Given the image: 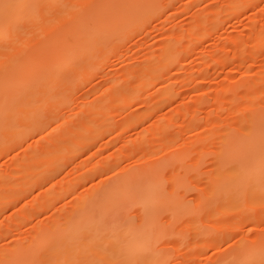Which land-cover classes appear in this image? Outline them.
I'll return each mask as SVG.
<instances>
[{"label":"rangeland","instance_id":"obj_1","mask_svg":"<svg viewBox=\"0 0 264 264\" xmlns=\"http://www.w3.org/2000/svg\"><path fill=\"white\" fill-rule=\"evenodd\" d=\"M102 1L71 0L69 6L66 0L65 12L41 20L24 43L0 52V81L14 71L30 74L26 68L33 74L17 97L12 90L0 94L6 105L0 108V264H11L4 256L36 239L37 257L18 262L54 259L43 233L72 225L84 199L122 169L177 152L183 159L169 160L162 189L175 191L183 206L159 210L176 231L157 241L169 251L164 264H232L231 256L248 247L256 250L244 262L264 264V171L256 177L262 186L257 196L237 200L234 209L213 205L237 185L224 179V191H213L217 171L235 166L221 164L220 156L224 139L244 135L247 94L257 90L264 105V82L255 84L264 80V0H134L135 20L115 36L97 30L102 41L53 77L51 65L72 54L29 48L77 10L85 13ZM171 49L176 53L169 61ZM16 58L19 63H7ZM28 59L34 66L24 67ZM247 79L256 87L234 86ZM34 117L31 128L11 137V129L23 130ZM109 122L98 140L93 137ZM178 173L183 177L176 182ZM245 208L249 214L240 213ZM130 211L139 217L137 207ZM102 259L77 257V264H110Z\"/></svg>","mask_w":264,"mask_h":264},{"label":"bare ground","instance_id":"obj_2","mask_svg":"<svg viewBox=\"0 0 264 264\" xmlns=\"http://www.w3.org/2000/svg\"><path fill=\"white\" fill-rule=\"evenodd\" d=\"M67 1L68 3L66 0H0V52H5L9 46L14 48L19 45L20 43L13 45L20 42L19 40H21V44L24 43L25 40L23 42L22 40L26 34L37 32L35 30L41 20L51 21L53 15L58 17L61 15L60 13L65 12L68 9L67 4L70 6L73 3L71 0ZM147 1H143L142 4L146 6ZM6 5L8 7H5ZM138 9L139 4L134 0H120V2L103 0L102 3L85 13H81V9H79L74 12L72 20L52 31V35H48V38L41 39L40 41L43 42H38L40 46H36L37 43H34L36 47L34 45L31 48L28 47L29 51L71 53L68 62L55 61L51 65L50 70L53 71V77H56L57 72L64 65L70 66L73 60L81 58L82 53L90 52L96 47V44L102 41L103 37L101 38L102 35L97 34V30L115 36L126 22L135 20L140 13H138ZM42 23L44 22L39 23V26ZM175 53L176 50H169L167 59L170 61ZM19 62L20 60L16 58L7 63L17 64ZM30 66L34 65L28 59L24 67ZM26 71L30 74L14 71L9 77L1 80L0 94L12 90L11 96L17 97L26 86L27 79L33 77L27 68ZM257 80L255 81L256 85L264 82V80ZM246 81L252 80L238 81L234 86L248 87L250 85L248 83L255 86L253 82L247 83ZM251 88L253 87L251 86ZM230 89L232 91V88L227 91L229 92ZM260 89L264 88L262 89L261 86ZM252 91L247 92L249 96L244 102L245 106L243 105L244 108H249L243 114L247 118L244 122V135L239 134L236 137L231 136L224 139L223 152L220 156L221 164L234 162L235 166L228 171L222 169L217 171L216 176L219 181L217 185L219 186H215L213 191H224L222 182L224 179L230 180L232 183L236 182L237 185L225 189L226 191L216 196L213 205H216L217 209L214 210L217 211L234 209L237 200L257 196L262 187L256 177L264 171V105L258 104L260 94L256 92L257 90ZM4 106L6 109V105L1 102L0 108ZM188 113L190 114V111ZM208 114L211 116L210 112ZM197 115L194 112L193 119ZM189 118L192 119L190 116ZM37 119L38 117L29 119V121L31 120L29 123L25 121L27 125L23 130L14 131L11 129V137L14 139L20 137L28 128H31ZM110 123L100 124L101 126L94 125L97 127L93 137L98 140L97 137L111 126ZM165 126L164 128H167ZM231 132L232 130L229 129L227 134L230 135ZM181 153L177 152L175 155L168 156L160 155L129 166L126 170L122 169L123 171L121 170L118 175L102 184L89 197L87 196L72 225L64 228L57 226L50 229V232L43 233L42 238L43 236L45 239L50 237V246L52 245L51 248L56 250L55 254H53V250L51 251V256L54 259L47 260L46 264H67V262L77 264V257H105L102 260H108L110 264H164L169 256V251L159 245L157 241L164 236L174 235L176 231L171 229L165 220L159 218V210L165 208L174 212L183 205L175 191H173L174 195L163 191L162 184L165 181L163 171L171 158L182 160L183 156L179 155ZM174 177L175 181L179 182L183 175L178 173ZM133 206L137 207L140 212L138 218L130 211ZM240 213L249 214V208L241 210ZM36 242L37 239L28 242V245L20 243L4 257H7L11 264H21L18 262L19 257H37L32 254ZM255 250L254 247H248L232 255L230 263L250 264L252 261H244L249 260ZM58 251L59 254H56Z\"/></svg>","mask_w":264,"mask_h":264},{"label":"snow or ice","instance_id":"obj_3","mask_svg":"<svg viewBox=\"0 0 264 264\" xmlns=\"http://www.w3.org/2000/svg\"><path fill=\"white\" fill-rule=\"evenodd\" d=\"M5 7H8L7 5Z\"/></svg>","mask_w":264,"mask_h":264}]
</instances>
